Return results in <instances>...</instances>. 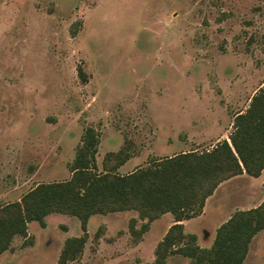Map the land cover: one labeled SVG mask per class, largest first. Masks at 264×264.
Returning a JSON list of instances; mask_svg holds the SVG:
<instances>
[{
	"label": "rangeland",
	"instance_id": "374dc122",
	"mask_svg": "<svg viewBox=\"0 0 264 264\" xmlns=\"http://www.w3.org/2000/svg\"><path fill=\"white\" fill-rule=\"evenodd\" d=\"M263 84L264 0H0V203L69 179L89 127L99 171L107 153L127 147L121 175L230 143L235 115ZM263 182L264 171L217 188L190 228L201 248L235 211L262 202ZM133 217L96 215L82 255L67 264H154L150 245L172 216L137 249ZM136 220L139 229L145 221ZM81 234L73 217L55 215L47 228L32 222L0 264H56L64 241ZM244 264H264V230Z\"/></svg>",
	"mask_w": 264,
	"mask_h": 264
},
{
	"label": "trees",
	"instance_id": "16d2710c",
	"mask_svg": "<svg viewBox=\"0 0 264 264\" xmlns=\"http://www.w3.org/2000/svg\"><path fill=\"white\" fill-rule=\"evenodd\" d=\"M77 73L85 82L81 68ZM233 128L230 143L224 140L202 153L164 157L125 175L118 171L130 158L127 147L107 153L99 171L98 134L86 128L69 179L37 184L18 201L0 203V255L10 250L15 237H27L29 223L45 228V218L57 214L77 218L82 231L63 243L56 264H67L84 251L90 217L134 211L145 223L138 229L137 220H129L133 244L152 222L165 214L173 217L174 224L154 250V264H166L173 256L187 258L191 264H244L251 242L264 230V198L255 208L234 212L217 228L209 248L198 246L196 236L185 234L181 224L200 216L206 200L223 182L243 174L258 178L264 171V84L249 107L235 115Z\"/></svg>",
	"mask_w": 264,
	"mask_h": 264
},
{
	"label": "crops",
	"instance_id": "0c3cea01",
	"mask_svg": "<svg viewBox=\"0 0 264 264\" xmlns=\"http://www.w3.org/2000/svg\"><path fill=\"white\" fill-rule=\"evenodd\" d=\"M125 164H127V162L125 163ZM124 164V165H125ZM124 165L122 166V167H124ZM121 167V168H122ZM262 174V173H261ZM242 176V175H241ZM237 178H240V176H237V177H235V178H232V179H237ZM231 180V179H230ZM227 182V181H226ZM224 183V182H223ZM221 185V184H220ZM219 185V186H220ZM218 186V187H219ZM217 187V188H218ZM217 190V189H216ZM215 190V191H216ZM214 194V193H213ZM213 197V195L212 196H210L209 198H212ZM208 198V199H209ZM207 199V200H208ZM207 200H206V202H207ZM206 202H205V204H206ZM257 207V206H256ZM253 208H255V207H253ZM250 209H252V208H250ZM247 210H249V209H247ZM238 211H240V210H238ZM243 211V210H242ZM136 213V212H134V211H125V212H117V213H112V214H107V215H110V216H117L118 218H119V216H123V214H127V213ZM204 212H205V206H204V208H203V212H202V214L200 215V216H198V217H196V218H193V219H190V220H187V221H183V222H181V224L183 225V228H184V232H185V234H193V235H195L196 236V242H197V245L198 246H200L201 247V245H199L200 243H201V238H200V236L195 232V231H193V230H191L192 229V226H194V225H196V223L195 222H197V220H199L203 215H204ZM236 212V211H235ZM55 215H57V214H52V215H49V216H47L46 218H45V224H46V227L45 228H47V226H48V219L49 218H52L53 216H55ZM168 215L169 214H165V215H163V216H161L159 219H157V220H155L154 222H152L151 224H150V226H149V229H148V231L146 232V233H144L143 235H142V238H141V240L137 243V244H135L134 246H135V249H137V248H139L141 245H143V244H147V240L146 239H148V237L150 236V234L152 233V231H153V228H154V226L156 225V223H158V222H160L163 218H166V217H168ZM96 215H94V216H92V217H90L89 218V221H88V223H91L92 222V220H93V218L95 217ZM102 216H106V215H102ZM105 218V217H104ZM103 218V220H102V224H104L105 226H106V228H108V224H107V222H106V220H107V218H105L104 219ZM131 219H138V217L137 218H135V217H133V218H131ZM229 219V218H228ZM227 219V220H228ZM226 220V221H227ZM225 221V222H226ZM32 223V222H31ZM31 223H29L28 224V227H29V225L31 224ZM37 223V222H36ZM88 223H87V234H88V236H89V233L90 232H88ZM174 224V220H173V217H172V219H170L168 222H167V224L161 229V231L159 232V236H158V238H157V240H155L150 246H151V248L153 249V251H154V249L156 248V246L158 245V243L163 239V237L165 236V234H166V232H167V230L169 229V227L170 226H172ZM223 224V223H222ZM191 228V229H190ZM191 231V232H190ZM82 232V231H81ZM27 235H28V229H27ZM82 235V234H81ZM80 235V236H81ZM258 235V234H257ZM256 235V236H257ZM255 236V237H256ZM254 237V238H255ZM212 239H214V234L211 236V240ZM250 248V247H249ZM249 252V251H248ZM247 257V256H246ZM152 258H154L155 259V257H153V255H152ZM184 258V257H183ZM169 259V258H168ZM167 263V262H166Z\"/></svg>",
	"mask_w": 264,
	"mask_h": 264
},
{
	"label": "flooded vegetation",
	"instance_id": "af4514ba",
	"mask_svg": "<svg viewBox=\"0 0 264 264\" xmlns=\"http://www.w3.org/2000/svg\"><path fill=\"white\" fill-rule=\"evenodd\" d=\"M27 236H28V235H27ZM26 238H27V237H26ZM26 238H25V239H26Z\"/></svg>",
	"mask_w": 264,
	"mask_h": 264
}]
</instances>
